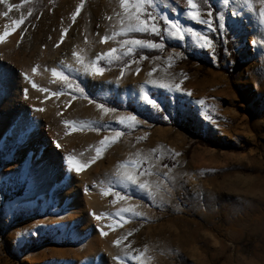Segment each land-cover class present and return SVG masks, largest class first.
<instances>
[{
    "label": "rangeland",
    "instance_id": "obj_1",
    "mask_svg": "<svg viewBox=\"0 0 264 264\" xmlns=\"http://www.w3.org/2000/svg\"><path fill=\"white\" fill-rule=\"evenodd\" d=\"M22 1L0 0V143L19 144L0 168V264H264V0H194L211 28L187 0H144L161 41L112 38L134 25L135 0H40L29 20ZM130 39L174 46L93 71L113 48L154 49ZM80 79L135 109L99 107ZM140 160L145 174L127 163Z\"/></svg>",
    "mask_w": 264,
    "mask_h": 264
},
{
    "label": "snow or ice",
    "instance_id": "obj_2",
    "mask_svg": "<svg viewBox=\"0 0 264 264\" xmlns=\"http://www.w3.org/2000/svg\"><path fill=\"white\" fill-rule=\"evenodd\" d=\"M122 6H124L126 9L129 5V0H121ZM187 4L190 8V11H188L187 15L193 19L196 20L197 22L201 23V24H205L208 25L210 28L212 26V21L211 19H203L201 18V15L199 13V6L197 3L194 2V0H187ZM12 5H9V8H11ZM135 9H136V15L135 16H129L130 21H135L134 25L132 23L129 24L128 27V31L129 32H140V33H147V32H151L153 34H159V28L157 27L156 23L154 22V20L151 19H141V9L144 8V0H135V5H134ZM79 9H77L76 14H79ZM144 15L146 16H150V13H144ZM210 18L212 16L211 12H208L207 14ZM223 16L218 14V21L222 20ZM24 20V17L21 16V18L19 20H17L15 22V24L18 26L19 24H21ZM169 24L171 25V28L174 29V31H172L171 35L175 38H179V39H183L184 38V33L181 29V27L177 24L174 23L172 21H169ZM219 27H223V24H219ZM213 31H215V29H212ZM9 33L6 31L3 36H7ZM115 35V34H114ZM193 35H195L196 37H198L199 39V46L202 48H212V42L211 40L205 36L202 35L200 32H194ZM3 36H0V39H3ZM109 39L108 36L104 37V40L107 41ZM124 44L126 45H131V46H146V47H151V48H159L161 47L160 44H157L155 42H146L144 40L141 39H130V40H125L123 41ZM255 43V42H254ZM133 51V49L131 47H129L128 52L131 53ZM117 52L116 48H113L111 50L108 51V53L106 54V56L109 58L108 62L111 63L112 62V58L114 57V54ZM103 55V54H102ZM99 59V58H98ZM94 72L96 73H102L103 69L100 68L99 66L95 67L93 69ZM139 71V70H138ZM54 75H61L60 73H55ZM64 79H67L66 76L63 77ZM150 83H152L154 86L157 87H163V88H169L171 87V85L168 84H162V85H157L155 81H151ZM190 94V93H189ZM144 101L147 102L148 105H151L152 107L155 108H159V105L157 103L156 100L152 99L149 97L148 93L145 92L144 96H143ZM201 104L204 103V101H200ZM99 107L104 108V105H100ZM105 111H108V109H105ZM125 118H121L120 122L123 123ZM127 119L131 120V121H135L136 117L132 116V117H128ZM75 130V129H74ZM121 135V133L117 132L115 137H105L104 140H102L100 143L102 145V147L96 148V154L97 156H99L104 150L105 147L108 145L109 142H114L116 138H118ZM58 146V145H57ZM68 162L71 165V167L73 169H75L76 171H81L84 168H86L88 165L87 164H82L79 163L77 161H75L72 157L68 158ZM129 165H135L136 171L140 174H145L147 173L149 170L146 169L144 167V161L140 160V161H128L127 162ZM125 180L127 182H130L132 184H137V177L135 175H131V174H125ZM138 187H140L141 189H147L148 185L145 184H139ZM111 190H109L108 193L106 194H110ZM116 198L119 200L123 197H121V193L120 192H116L115 193ZM122 211L124 212H133L132 208H127V209H123ZM99 219V217H97ZM117 226L116 224L113 225V227ZM106 234V233H105ZM116 243H120V241L118 240Z\"/></svg>",
    "mask_w": 264,
    "mask_h": 264
},
{
    "label": "trees",
    "instance_id": "obj_3",
    "mask_svg": "<svg viewBox=\"0 0 264 264\" xmlns=\"http://www.w3.org/2000/svg\"><path fill=\"white\" fill-rule=\"evenodd\" d=\"M19 5L22 8H26V7L29 8L31 13L26 17L27 20L32 18L34 15V12L41 7L40 6V0L22 1ZM83 7H84V1H82L80 3L79 10H82ZM162 36L163 35H156V34H152L149 32L140 33V32H135V31L134 32L128 31V32L116 34V35L112 36V38L115 40H122L124 38H129V37H143V38L153 39L156 41H161ZM173 46H174L173 44H170V43L165 41L164 46L161 47L160 49H147V48L140 47V48L133 49V51L131 53L118 51L114 54V57L112 58L111 63L108 62L109 58L105 57V58H103L97 62L96 67L99 66L100 68L103 69V71H107V70H110L112 68L122 67V66L126 65L128 62L136 59L137 57H139L143 54L149 55V56L162 54ZM187 59L188 60H194L195 58L191 56V57H188ZM76 85L80 91L87 93L89 98H91V99H93V100H95V101H97V102L101 103L102 105H105L109 108L120 109V110H125V109L134 110L135 109L134 106H132L130 104L123 105V104L115 101L114 99H112L110 97H100V98L95 97L93 95V93L88 89L86 81L84 79H80L79 81H77ZM18 146H19V144H18L17 140L11 146H9L6 142L0 143V168L2 167V165L4 163H6V160H7L8 155H9L8 149H10V150L16 149ZM224 147L225 148H233L231 142H228ZM60 188H61L60 184H57L52 189V191L60 192ZM15 195H20V194H15ZM17 220H20V219H17ZM0 231H1V229H0Z\"/></svg>",
    "mask_w": 264,
    "mask_h": 264
},
{
    "label": "bare ground",
    "instance_id": "obj_4",
    "mask_svg": "<svg viewBox=\"0 0 264 264\" xmlns=\"http://www.w3.org/2000/svg\"><path fill=\"white\" fill-rule=\"evenodd\" d=\"M33 143H34V141H31L30 142V144H32L33 145ZM86 191H88V190H86ZM91 191V190H90ZM78 192H79V190L76 188V187H74V188H71L70 189V191H69V196L70 197H72V198H75V200L77 199V197L79 196V194H78ZM92 196H90L89 198H91ZM88 198V199H89ZM95 198V197H94ZM99 224V227H100V229L102 228V227H106L105 225L107 224V223H98ZM85 229V228H84ZM84 229H83V231H84Z\"/></svg>",
    "mask_w": 264,
    "mask_h": 264
}]
</instances>
